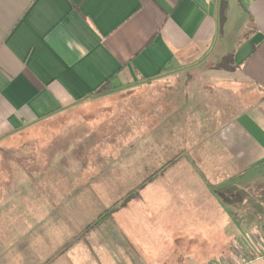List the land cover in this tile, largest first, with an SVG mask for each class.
<instances>
[{"label":"crops","instance_id":"obj_1","mask_svg":"<svg viewBox=\"0 0 264 264\" xmlns=\"http://www.w3.org/2000/svg\"><path fill=\"white\" fill-rule=\"evenodd\" d=\"M228 55L232 63L208 62ZM191 67L222 75L185 80L196 169L180 175L192 184L175 185L179 173L159 180L167 193L193 191L212 215L225 213L224 225H206L195 240L208 253L193 264H238L232 244L252 255L240 264H264V0H0V145L110 92ZM215 188L240 189L243 204L248 194L247 211L230 210ZM242 225L256 226L259 238Z\"/></svg>","mask_w":264,"mask_h":264},{"label":"rangeland","instance_id":"obj_2","mask_svg":"<svg viewBox=\"0 0 264 264\" xmlns=\"http://www.w3.org/2000/svg\"><path fill=\"white\" fill-rule=\"evenodd\" d=\"M210 71L191 67L110 92L1 144L0 264H193L196 254L206 256L205 240H195L206 225H224L225 213L212 215L193 191L167 193L159 179L179 173L175 185L192 184L180 175L196 169L188 159L197 135L189 133L185 80L222 78ZM215 193L232 211L233 203L247 211L252 201L246 194L243 204L237 188ZM242 226L259 238L256 226ZM232 246L240 262V254L252 258Z\"/></svg>","mask_w":264,"mask_h":264},{"label":"trees","instance_id":"obj_3","mask_svg":"<svg viewBox=\"0 0 264 264\" xmlns=\"http://www.w3.org/2000/svg\"><path fill=\"white\" fill-rule=\"evenodd\" d=\"M226 58H228V64H229V62H231L232 63V56L231 55H228V57H226ZM224 60H221V63H223V64H225V62H223ZM222 65V64H221ZM227 68H230V69H232L233 67H227ZM153 180V177H151V178H149V179H146L143 183H141L138 187H136L135 189H133L132 191H130L129 192V194L127 195V196H125V198L123 199L124 200V202H128L129 200H131L132 198H134L137 194H138V192H139V190L143 187V186H145L146 184H148L149 182H151ZM108 213H109V211H108ZM105 214V215H104ZM103 215H101L100 217H99V222L100 221H102L103 220V218H104V216H106V214L107 213H104Z\"/></svg>","mask_w":264,"mask_h":264},{"label":"built area","instance_id":"obj_4","mask_svg":"<svg viewBox=\"0 0 264 264\" xmlns=\"http://www.w3.org/2000/svg\"><path fill=\"white\" fill-rule=\"evenodd\" d=\"M239 258L241 259L242 262L247 261V260H246V257H245L244 255H242V254H240V257H239Z\"/></svg>","mask_w":264,"mask_h":264}]
</instances>
